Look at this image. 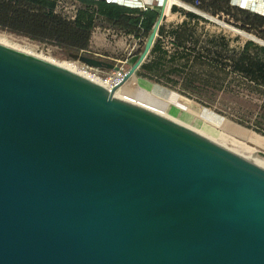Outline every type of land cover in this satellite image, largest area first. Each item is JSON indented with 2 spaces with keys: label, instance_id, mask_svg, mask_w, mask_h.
Listing matches in <instances>:
<instances>
[{
  "label": "water",
  "instance_id": "obj_1",
  "mask_svg": "<svg viewBox=\"0 0 264 264\" xmlns=\"http://www.w3.org/2000/svg\"><path fill=\"white\" fill-rule=\"evenodd\" d=\"M170 11L111 89L0 43V264H264V164L117 95Z\"/></svg>",
  "mask_w": 264,
  "mask_h": 264
},
{
  "label": "rangeland",
  "instance_id": "obj_2",
  "mask_svg": "<svg viewBox=\"0 0 264 264\" xmlns=\"http://www.w3.org/2000/svg\"><path fill=\"white\" fill-rule=\"evenodd\" d=\"M179 1L177 0V5L182 6ZM63 4L65 11L73 17L76 5L70 0ZM152 6L158 7L157 0H154ZM202 13L210 18L209 23L203 20L204 23L196 21L183 26V19L174 17L171 10L166 17L169 21L165 29L166 34L162 39V46L169 51L170 56L177 52L181 54L185 52L184 48L186 50L190 48L189 60L178 58L172 62L168 59L167 69L177 72L172 78H178V75L182 74L199 85V93L195 94V97L201 96V100L208 104L206 107H208L209 114L217 118L219 123L212 124L178 105L165 103L181 110L185 116L197 118L201 121L200 128L203 132L223 140L234 149L253 148L264 151V142H262V146L258 145L252 138L238 132L239 129L245 132L251 131L254 135L264 139V132L260 130L262 127L258 126L259 122L264 124V84L251 80L234 68V60L240 59L241 52L247 42L253 41L264 46V40L256 34L228 22V17L224 15L221 17L204 11ZM173 30H177L179 37L183 39L176 45L173 44L175 39L168 33ZM96 31L91 51L97 55L91 52L88 54L116 64L132 52L137 55L141 54L147 42L145 36L126 35L108 26H100ZM0 36L30 53L67 61L78 68L82 66V62L72 57V54L77 53L75 51H67L58 45L41 42L28 35L9 30L0 29ZM250 54L256 57L254 50H251ZM129 68L127 67V70ZM93 73H100L107 77L112 74V71L95 68Z\"/></svg>",
  "mask_w": 264,
  "mask_h": 264
},
{
  "label": "trees",
  "instance_id": "obj_3",
  "mask_svg": "<svg viewBox=\"0 0 264 264\" xmlns=\"http://www.w3.org/2000/svg\"><path fill=\"white\" fill-rule=\"evenodd\" d=\"M65 1L67 0H0V29L28 35L35 40L79 53L81 50L89 51L93 34L100 26H108L126 35L145 36L148 40L160 16V11L151 6L145 10L106 0H70L76 5L75 14L72 17L65 11L63 6ZM180 1L215 16L224 15L228 17V22L264 40V15L250 8L235 5L234 0ZM178 10L183 11L192 19L204 20L203 17L177 5L172 7L173 12ZM185 25L188 23L184 22L183 26ZM168 33L175 39L173 42L175 45L183 40L179 37L177 30ZM165 34L166 31L162 25L159 36L146 62L143 63L142 69L153 73H165L163 78L172 86L179 87L184 95L193 97L199 93V85L182 74L178 75V78H172L177 72L175 70L165 71L162 63L164 57L172 62L178 58L189 60L190 48L187 50L184 48L185 52L181 54L177 52L170 56L169 51L162 46ZM251 50L256 52V57L251 56ZM157 55L160 56L159 61L155 59ZM139 57L140 54L134 60V64ZM152 57L153 60H151ZM234 61V68L237 72L264 84V46L249 41L243 48L240 59L236 58ZM199 97L196 96L199 102L208 105L201 100V96ZM258 126L262 127L258 129L264 132V124L259 122Z\"/></svg>",
  "mask_w": 264,
  "mask_h": 264
},
{
  "label": "crops",
  "instance_id": "obj_4",
  "mask_svg": "<svg viewBox=\"0 0 264 264\" xmlns=\"http://www.w3.org/2000/svg\"><path fill=\"white\" fill-rule=\"evenodd\" d=\"M239 2L241 0H238ZM146 3L149 4V6L156 8L157 10L160 11V8L157 6H152V4L154 3V0H145ZM182 2V1H180ZM183 3V2H182ZM185 5H187L186 3H183ZM177 5V4H176ZM178 7L188 10L183 6L177 5ZM189 6V5H188ZM246 8H250L252 11L260 13L262 15H264V0H249L247 3V7ZM190 11V10H188ZM173 12V11H172ZM193 12V11H191ZM195 14H197L196 12H193ZM175 14V15H174ZM199 15V14H197ZM173 16L174 17H180L183 19L184 22H187L188 25L191 24V22H196V21H200L201 23L203 20H196V19H192L190 17H188L185 13H183V11H174L173 12ZM201 16V15H199ZM168 17V16H166ZM164 19V21L162 22V25L164 26V29L167 28V23H168V18ZM203 17V16H201ZM204 20L210 21V19L203 17ZM207 19V20H206ZM161 25V26H162ZM97 31L94 32V35L92 37L91 40V45H90V49L89 52L96 54L94 52L91 51V49H93V41L95 39V35H96ZM97 55V54H96ZM137 54L135 53H131L129 56L123 58L122 60H119V62H126V67H131L134 64V60L137 58ZM106 58H111L108 56H104ZM160 56L157 55V58H155L156 60L159 61ZM113 59V58H111ZM154 58L152 57L151 60H153ZM146 62V60H145ZM144 62V63H145ZM162 63H163V69L165 71H168V60L166 59V57H164V59H162ZM163 75L165 76L166 74H159V73H153L151 71H147L142 69V66L139 68V70L137 71L136 75L129 81V85L134 88V89H139L140 91L145 92L146 94H151L153 97H155L156 99L162 101V102H169L173 105H178L181 108H183L184 110H187L191 113H193L196 116H199L201 118H203L204 120L212 123V124H217L219 123V121L217 120V118H215L214 116L210 115L209 111H208V107H206V105H204L203 103L199 102L198 99L193 96L190 97L188 95H184L183 91H181V89L179 87H174L170 84L169 81H167L165 78H163ZM196 99V100H195ZM218 126V125H217ZM238 132L246 137L249 138H256L257 136L254 135L251 131L249 132H245L244 130H238Z\"/></svg>",
  "mask_w": 264,
  "mask_h": 264
},
{
  "label": "bare ground",
  "instance_id": "obj_5",
  "mask_svg": "<svg viewBox=\"0 0 264 264\" xmlns=\"http://www.w3.org/2000/svg\"><path fill=\"white\" fill-rule=\"evenodd\" d=\"M117 1L122 2V3L125 2V0H117ZM175 1L176 0H170V3L175 2ZM161 2H163V0H161ZM241 2H245L246 4L248 3L247 0H241ZM0 43L11 46L13 48H17V49L25 51V52H28L25 49H22L16 45L9 43L4 37H1V36H0ZM28 53H30V52H28ZM30 54H33V55L38 56L40 58L46 59L47 61L52 62L58 66H63V68H65L69 71L78 72V73H85V75H84L85 78H87L89 80H97L99 83L105 85L108 89L112 88L111 87L112 86L111 81L107 77H104L103 75H101L100 73L94 74L91 72H87L84 69L78 68L74 64L67 62V61H59V60L52 59V58H46V57H43L42 55H38V54L36 55L34 53H30ZM117 95L120 97L126 98L128 100H131V101H133L137 104H140L142 106H145L147 108H150L152 110L166 114L172 118H175V119H178L181 121H187V122H189V128H195V129L202 131L200 128L201 121L198 120L197 118L185 116L181 110H179V109H177V108H175V107H173V106H171L165 102L159 101L158 99L153 97L151 94H146L145 92L140 91L139 89L132 88L129 85V83L126 84L117 93ZM253 140L255 143H257L258 145H261V146H262V142H264V139L260 138L259 136H257ZM255 151H256V149H253V148H250L247 150H240V155L243 157L252 159V161L254 163L264 164V157L254 155Z\"/></svg>",
  "mask_w": 264,
  "mask_h": 264
},
{
  "label": "built area",
  "instance_id": "obj_6",
  "mask_svg": "<svg viewBox=\"0 0 264 264\" xmlns=\"http://www.w3.org/2000/svg\"><path fill=\"white\" fill-rule=\"evenodd\" d=\"M107 2H113V3H118L120 5H124V6H128V7H133V8H143L145 10H147L149 4L146 3L143 0H125V2H119L117 0H106ZM249 0H247L248 2ZM233 3L235 5H238L242 8H246L247 4L245 2H239L238 0H234ZM162 4L161 0H157V5L160 8V5ZM177 4V0L175 2L170 3V0H168V8L172 10V7L174 5ZM171 12V11H170ZM89 51L86 50H81L80 53H85ZM126 62H119L118 65L120 66V70L119 71H112V74L107 75V78L111 81V84L113 86H115L119 81H121L124 78L125 72L127 71V67H126ZM81 69H84L87 72H91L93 73V71L95 70V68L89 67L86 64L82 63ZM96 74V73H94Z\"/></svg>",
  "mask_w": 264,
  "mask_h": 264
}]
</instances>
